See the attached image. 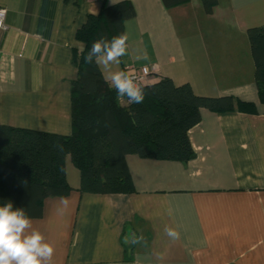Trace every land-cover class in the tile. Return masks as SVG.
<instances>
[{
    "label": "crops",
    "instance_id": "1",
    "mask_svg": "<svg viewBox=\"0 0 264 264\" xmlns=\"http://www.w3.org/2000/svg\"><path fill=\"white\" fill-rule=\"evenodd\" d=\"M118 1L0 0V126L71 133L72 50L84 46L76 31ZM129 1L127 54L99 65L109 86L112 73L147 66L150 84L168 77L198 95L252 102L256 112L201 109L188 130L195 156L185 162L127 154L132 193L80 192L67 156L72 190L44 198L31 218L54 246L51 264H264V104L246 35L264 25V0H217L211 14L200 0Z\"/></svg>",
    "mask_w": 264,
    "mask_h": 264
},
{
    "label": "trees",
    "instance_id": "2",
    "mask_svg": "<svg viewBox=\"0 0 264 264\" xmlns=\"http://www.w3.org/2000/svg\"><path fill=\"white\" fill-rule=\"evenodd\" d=\"M188 0H162L166 8ZM211 14L217 0H200ZM135 16L129 0L102 5L76 31L83 49L72 50L76 78L71 82L69 135L0 126V205L12 202L30 218L42 215L46 197L66 196L72 190L65 176L68 156L79 171L80 192L111 194L135 191L125 161L127 154L159 160L188 161L195 153L188 130L200 121V110H237L255 113L252 102L231 95L210 97L196 94L189 83L176 85L168 77L143 87L140 104L118 103L117 94L99 65L84 57L101 36L111 40L125 33L124 23ZM254 63L253 78L264 104V25L246 29Z\"/></svg>",
    "mask_w": 264,
    "mask_h": 264
},
{
    "label": "clouds",
    "instance_id": "3",
    "mask_svg": "<svg viewBox=\"0 0 264 264\" xmlns=\"http://www.w3.org/2000/svg\"><path fill=\"white\" fill-rule=\"evenodd\" d=\"M125 33L114 36L111 40L101 36L95 40L85 63L102 65L108 69L112 64H119L120 58L127 54ZM146 59V57H144ZM111 86L117 98L127 97L130 103L140 104L145 99L143 87L137 78L126 71H116L110 75ZM62 203L66 206L67 199ZM165 233L172 239L179 237V232L166 227ZM54 246L44 234L33 227L31 218L23 208H14L12 202L0 205V264H51Z\"/></svg>",
    "mask_w": 264,
    "mask_h": 264
},
{
    "label": "built area",
    "instance_id": "4",
    "mask_svg": "<svg viewBox=\"0 0 264 264\" xmlns=\"http://www.w3.org/2000/svg\"><path fill=\"white\" fill-rule=\"evenodd\" d=\"M5 13V9L0 6V29L2 30L6 29ZM126 72L133 74L137 78V83H139L141 86L148 85L151 82L152 74L147 66L129 67L126 69ZM123 99L122 100L125 103H129L127 97H124Z\"/></svg>",
    "mask_w": 264,
    "mask_h": 264
}]
</instances>
